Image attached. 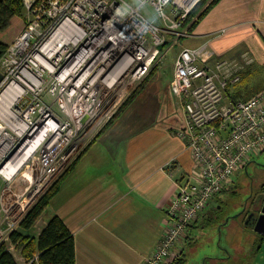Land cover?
<instances>
[{
	"label": "built area",
	"instance_id": "obj_1",
	"mask_svg": "<svg viewBox=\"0 0 264 264\" xmlns=\"http://www.w3.org/2000/svg\"><path fill=\"white\" fill-rule=\"evenodd\" d=\"M202 1L23 0V27L0 58V239L3 218L21 222L148 75L169 35H190L186 19ZM147 2L157 22L141 12ZM249 53L214 59L202 44L175 56L169 89L183 117L175 129L192 165L172 178L164 234L141 264L176 258L210 198L264 151V86L246 100L226 93L253 62Z\"/></svg>",
	"mask_w": 264,
	"mask_h": 264
},
{
	"label": "crops",
	"instance_id": "obj_2",
	"mask_svg": "<svg viewBox=\"0 0 264 264\" xmlns=\"http://www.w3.org/2000/svg\"><path fill=\"white\" fill-rule=\"evenodd\" d=\"M186 39L178 40L180 49L207 44L214 59L250 52L253 62L246 65L236 89L245 93L264 72V0H219ZM170 49L167 46L156 60L155 64L161 61L156 76L148 75L139 84L125 108L75 158L42 213L37 235L47 220L57 215L73 235L75 264H141L164 234L162 224L172 197V178L181 179L192 165L190 152L175 129L182 125L183 117L169 89L177 55H169ZM165 67L169 77L160 81ZM263 86L264 81H260L240 100L250 98ZM170 160H174L173 167L169 172L163 170ZM231 188L210 198L208 207L189 226L185 235L189 237L176 245L184 264H189L184 247L196 241L191 233L196 228L199 235L203 234L197 224L201 221L219 227L211 235L220 239L214 251L208 248L204 252L205 263L264 264V234L257 233L250 222L246 224L241 212L222 219L218 216L222 193Z\"/></svg>",
	"mask_w": 264,
	"mask_h": 264
},
{
	"label": "trees",
	"instance_id": "obj_3",
	"mask_svg": "<svg viewBox=\"0 0 264 264\" xmlns=\"http://www.w3.org/2000/svg\"><path fill=\"white\" fill-rule=\"evenodd\" d=\"M218 1L219 0H203L192 12L189 13L185 22V25L188 24L189 31L197 25L200 19H202V17H204V15ZM24 20L23 0H0V58L3 56L10 43L4 42L3 36ZM166 47L167 44H164L161 50ZM158 67V64L153 65L150 74L148 75L152 76ZM136 91L137 90H134L123 101L119 109L105 126L110 124L120 111L125 108V106L136 95ZM70 166L26 213L19 225L20 229H23L24 232L15 229L9 233L10 241L15 244L16 247L20 248L21 255L26 261H31L29 264H75V245L73 235L57 215H52L47 220L46 225L38 235H33L29 232L32 230L35 222L40 218L44 210L48 207L50 199L58 188L59 180L63 177V174L70 168ZM0 264H19L14 255L8 251L4 243L0 244ZM165 264H184L182 253L171 260V262L168 261Z\"/></svg>",
	"mask_w": 264,
	"mask_h": 264
},
{
	"label": "rangeland",
	"instance_id": "obj_4",
	"mask_svg": "<svg viewBox=\"0 0 264 264\" xmlns=\"http://www.w3.org/2000/svg\"><path fill=\"white\" fill-rule=\"evenodd\" d=\"M152 9H153V7L151 6V4L149 2H147L142 6V8L140 10L144 14L145 17H147L148 19L154 20V22H157V17H156V15ZM23 24H24V21H21L17 26H15L13 28V30H9L3 36V38H4L3 41L9 43L13 38H15L19 34V32L21 31ZM169 37H171L173 39L166 43L167 46L171 48L170 51H168L167 53L169 55L173 54V56H174L177 54L178 50L180 49V45H177L178 39H177V41L174 40V35H169ZM186 38L187 37H183V38H180L179 40L184 42L187 40ZM176 46H178V48ZM159 63H161V61L158 62V64ZM165 68L163 69L164 72H161L159 74L160 77L158 78V80H160V81L166 80L165 78L169 77L170 73H168L167 72L168 69L167 68L165 69ZM151 69H150V71H151ZM171 72H172V69H171ZM148 74H150V72ZM156 74H157V71L154 72V74L151 76V78H154L156 76ZM263 76H264V72H262L261 76H259V78L256 79L255 82L250 84V87L247 89L248 91L245 93H240L239 91L236 90L237 88H239L240 83H235V85L234 84L229 85L227 87V90H226L227 91L226 93H228V99L232 100V101L245 99V97L248 96L249 91L255 89V87L257 88V86L260 85V81H262V82L264 81ZM146 77L144 79H146ZM144 79L141 81L142 83H143ZM138 86H139V84L137 85V87L134 90H136L138 88ZM230 86H232V87H230ZM234 88H235V90H234ZM162 115H164V112ZM233 179H234V181H233L234 184L231 185L232 186L231 190L222 193V196L220 198L221 200L219 201L220 203L218 204L221 206V210H220V213L218 215L219 218H221V219L226 218L227 216H234V215H237L238 213H240L243 209L242 202L245 200V198H247L248 201L245 205V209H243L244 211L242 214H244V216L247 214L248 209L250 210L251 208L254 207L253 204H256L257 208L259 207V205L261 203V202L259 203L260 198H262V201L264 200V151H262L261 153H258L256 156L253 157L252 162L247 166L246 170H242L239 173L236 172ZM258 182H260L261 185H259V186L256 185V184H258ZM231 186H228V188L230 189ZM247 191H248V194L245 197ZM252 193H253V196H251ZM26 196L27 195L24 196V199L26 198ZM249 196H251V197L249 198ZM254 197H256L257 199H254ZM38 199H39V197L36 198L32 204L34 205L38 201ZM240 199H242V201H240V203L238 204L237 201ZM32 204L30 206H33ZM241 207H242V209H239ZM236 210H238V211H236ZM257 211H258V209H257ZM202 212H203V210H202ZM199 216L196 219H198ZM43 218H44V214L40 216V218L35 222L32 230L29 231L31 234L37 235V233H38V231L41 228V225L43 223V220H42ZM196 219H195V221H196ZM9 224H10L9 218L7 216H5V218H3V220L1 221V226L5 230L8 228L9 229L6 230V233L1 237V239H0L1 243L0 244H2V243L5 244L8 251H10L14 255V257L16 258V260L18 261L19 264H26V259H24V257L21 256L20 248L16 247L15 244H13L9 239V232L10 231H13L15 229L23 231V229H20V227H19L20 223L19 222L14 224L12 227H9ZM197 224L201 227V231L203 232V234L199 235L200 229H196V228L191 233L192 238L193 239L195 238L196 241H195V243H192V240H191L190 243L184 247L185 252L187 254V258H188L187 263H189V264H207V262L205 263L203 261V257L205 255L204 252H206V250H208V248H210V250H212V251L215 250V247H216L215 242H218V240L220 238H219V236L216 237V236H212L211 234L215 233L219 227L213 226V228H212V226L208 225L206 222H204V225H203V221H201ZM216 224H218V223H216ZM185 235H183L181 237V239L176 244H178L180 246V244H182L180 242H182V241L184 242L185 241L184 238L187 239L189 237V236H185ZM197 235L200 236L199 240H198ZM181 249H183V248H181ZM181 253H182V251L179 252V255Z\"/></svg>",
	"mask_w": 264,
	"mask_h": 264
},
{
	"label": "water",
	"instance_id": "obj_5",
	"mask_svg": "<svg viewBox=\"0 0 264 264\" xmlns=\"http://www.w3.org/2000/svg\"><path fill=\"white\" fill-rule=\"evenodd\" d=\"M2 77V74L0 73V79ZM251 196H253V193L251 194ZM249 196V198L251 197ZM248 199L245 201L244 203V207L243 209H245V205L247 203ZM253 210H256L257 211V207H256V204H253ZM241 211V213H243V210ZM251 211L249 212V214L247 215V218H246V224H248L250 222V224L253 225L254 227V230L257 232V233H260V234H264V203L262 205V208H260V211L258 212V214H256V212L254 211Z\"/></svg>",
	"mask_w": 264,
	"mask_h": 264
},
{
	"label": "flooded vegetation",
	"instance_id": "obj_6",
	"mask_svg": "<svg viewBox=\"0 0 264 264\" xmlns=\"http://www.w3.org/2000/svg\"><path fill=\"white\" fill-rule=\"evenodd\" d=\"M252 159H253V158H252ZM252 159H251V160H252ZM256 196H257V195H256ZM254 199H257V198L254 197ZM260 202H261V203H260ZM259 203H260V205H259V207L257 208L258 211L252 209L254 212H256V214H258V212L260 211V208H262V205H263V203H264V200L262 201V198H260ZM252 210H251V209H250V210L248 209L247 214L245 215L246 218H247V215L249 214V212H251Z\"/></svg>",
	"mask_w": 264,
	"mask_h": 264
},
{
	"label": "bare ground",
	"instance_id": "obj_7",
	"mask_svg": "<svg viewBox=\"0 0 264 264\" xmlns=\"http://www.w3.org/2000/svg\"><path fill=\"white\" fill-rule=\"evenodd\" d=\"M103 35L108 36L106 33H104ZM112 37L113 39L110 42L114 45H118L120 41L116 38V36L113 35ZM75 115H78V112H76Z\"/></svg>",
	"mask_w": 264,
	"mask_h": 264
}]
</instances>
